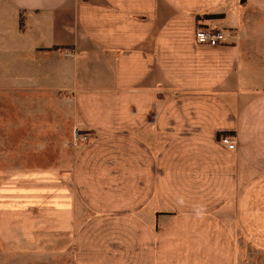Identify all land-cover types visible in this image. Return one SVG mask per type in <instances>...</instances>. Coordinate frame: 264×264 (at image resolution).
Masks as SVG:
<instances>
[{"label":"crops","instance_id":"crops-1","mask_svg":"<svg viewBox=\"0 0 264 264\" xmlns=\"http://www.w3.org/2000/svg\"><path fill=\"white\" fill-rule=\"evenodd\" d=\"M205 14L226 43L196 44ZM0 89L67 96L92 136L11 194L49 197L75 264H264V0H0Z\"/></svg>","mask_w":264,"mask_h":264},{"label":"rangeland","instance_id":"rangeland-1","mask_svg":"<svg viewBox=\"0 0 264 264\" xmlns=\"http://www.w3.org/2000/svg\"><path fill=\"white\" fill-rule=\"evenodd\" d=\"M204 19L208 18L197 16L195 32L210 27L221 30L201 23ZM194 39L200 46H219L227 41L226 37L216 45L199 43L195 33ZM91 137L78 127L67 96L0 89V209L3 202L6 210L0 212V264H75L74 232L65 234L53 229L47 213L49 197L28 208L12 205L11 196H17L19 189L32 195L34 182L30 177L25 180L21 172L51 170L71 178L73 161ZM42 181L35 186L48 191L49 180Z\"/></svg>","mask_w":264,"mask_h":264},{"label":"built area","instance_id":"built-area-1","mask_svg":"<svg viewBox=\"0 0 264 264\" xmlns=\"http://www.w3.org/2000/svg\"><path fill=\"white\" fill-rule=\"evenodd\" d=\"M221 30H214L210 28H198L195 32L196 41L199 43H206L208 45H216L225 41L226 37ZM218 140L227 146L228 149L234 150L236 148V142L232 136L226 133H219Z\"/></svg>","mask_w":264,"mask_h":264},{"label":"trees","instance_id":"trees-1","mask_svg":"<svg viewBox=\"0 0 264 264\" xmlns=\"http://www.w3.org/2000/svg\"><path fill=\"white\" fill-rule=\"evenodd\" d=\"M202 18H214V17H221L220 14H205L201 16Z\"/></svg>","mask_w":264,"mask_h":264}]
</instances>
